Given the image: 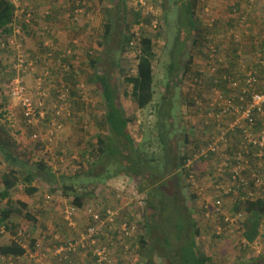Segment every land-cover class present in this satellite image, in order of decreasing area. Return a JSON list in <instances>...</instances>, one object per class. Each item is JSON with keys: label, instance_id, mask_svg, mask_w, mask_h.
Returning <instances> with one entry per match:
<instances>
[{"label": "rangeland", "instance_id": "obj_1", "mask_svg": "<svg viewBox=\"0 0 264 264\" xmlns=\"http://www.w3.org/2000/svg\"><path fill=\"white\" fill-rule=\"evenodd\" d=\"M9 1L15 9L13 15L16 17L13 25L14 30L18 32L8 38L4 37L1 43L5 46H1L0 50V66L12 67L11 79L6 76L10 74L7 70L5 71L7 74L2 71L0 73V193L3 190L1 177L9 171L5 167L8 163L3 164L5 157L3 152L9 150L10 154L19 161L14 165L15 167L13 166L14 169L22 173L29 170L34 174L33 185L42 194L34 195L31 199L28 198L21 183L13 190L9 200L13 203V207L19 211V214H13L8 224H14L16 229L26 232L27 237L23 244L26 253L18 258L16 263L11 258L1 257L0 264H52L55 246L57 243L71 241L75 236L73 230L75 226L67 225L63 219V211L65 207H69L66 204L67 199L56 190L54 182L45 175L44 171L38 170L36 166L42 163L46 171L51 170L52 173L57 172L56 176L65 175L66 178L72 179V176L77 172H88L95 156L99 155L89 144H96L94 134L107 132L102 129L100 120L104 108L102 90L100 85L91 82L95 70L90 66V60L97 56L95 59L96 68L99 70L98 72L105 75L107 82L115 92L117 104L122 107L126 117L134 118L129 124L128 131L132 134L136 145H141L143 150L149 151V153L156 152L155 158L161 159L162 153L158 149L151 148L149 144L151 138L154 143L156 142L157 134L154 102L157 100L160 103L158 111L165 109L166 105L161 99L167 91L166 85L172 86L173 89L168 91H171L169 96L171 104L166 106L170 109L172 119L169 120L164 116L163 122L172 125L169 132L170 139L178 146L177 151L180 156L188 158L192 152L191 146L198 147L210 140L211 135L205 136L202 132V123L204 119L209 118L207 102L220 95L230 94L223 98H234L237 95L232 91L227 92L226 87L209 85L204 80L202 81L203 78L196 77L193 71H185L184 68L178 70L175 65L184 66L188 62L187 58L191 56L198 58L199 55L196 52L199 43L196 42V38L202 39L205 35L216 38L222 35V39H224V32L229 31L230 19H235V17L231 16L228 19L231 11L225 7L228 5L225 0H209L210 8L205 14L202 12L201 3L199 4L196 14L193 15L195 25L193 24L194 26L191 28L187 22L184 23L185 20L180 19V9L188 0H140L148 12L164 16L165 23L156 29V33L152 32L151 26L145 25V23L136 28L128 23V27L131 26L130 31L135 32L136 36L139 35V28L151 36L160 34L158 40H153L156 54V60L153 63L154 102L144 110H137L131 104V86L126 81L128 77H132L136 73V53L129 50L119 60L113 53V50L118 47L117 38H113L112 44L105 50L99 46L103 36L104 22L102 20L106 16L105 10L108 14L107 20L111 18L116 21L117 3L120 0ZM159 1L162 3L161 5H159ZM260 1L262 6L263 0ZM151 4L155 8L151 7ZM21 5H28L31 9L34 5L37 7V9H32L34 12L29 17V22H25L24 17L19 14ZM260 10L257 14L262 17L263 7ZM239 12L238 19L241 22L245 21V16L248 18L254 15L250 4L239 8ZM182 14H186V11H182ZM242 17L244 20L241 19ZM128 18L129 21L134 20L131 15H128ZM247 18L246 26L250 22ZM212 19L214 24L208 28L207 24ZM21 23H28L32 26L31 34L22 31ZM152 25L154 26V23ZM256 27L254 24L251 29ZM234 33H236L235 30ZM228 36L230 33L227 34L225 40L229 38ZM9 40L12 42L9 43ZM194 40L196 43H193ZM224 45L220 44L222 51L219 52V59L223 63L232 64L231 53H227ZM112 47L113 49H111ZM117 61H120L118 65ZM238 69L241 67L231 69L230 73L234 70L235 73H239ZM66 73H69L70 76H67ZM216 74L214 72L212 75ZM182 76L190 79H186L185 83L177 82ZM236 77L241 78L242 75L239 74ZM195 79L199 82H196ZM261 81L262 83L258 82V86L264 92V78L261 77ZM14 82L23 88L24 94L31 100L33 107L40 103L38 107L42 116L39 117L40 121L35 118L30 125L25 121L20 98L13 97L10 91ZM70 92H74L75 96L70 97ZM236 101L238 102L235 100V103H237ZM54 114H57L59 118L54 119ZM46 115L48 119L45 121L43 116ZM225 122L228 123L229 120H225ZM204 126L211 129V124ZM184 133L190 135L187 144L183 143ZM4 138H8L11 144H9L10 149H7L9 146L6 148L3 144ZM225 152L227 156H231L230 154L233 153L229 152V147ZM179 163L178 161L177 164ZM182 168H184V172L179 174L178 181L174 180L173 192H179L183 208L191 214L190 217L200 232L197 238L195 236L196 249L211 259L210 264H259V261L253 259L259 255H263L260 261H264V217L259 218L258 235L249 245L242 237L243 230L246 229V227L244 228L245 223L239 230L227 229L228 235L215 236L217 228L224 226L221 220L225 222L230 218H238L237 214L240 213L245 222L247 214L243 213L244 209L241 207L243 206L241 193L231 192L222 198L221 215L206 217L203 206L207 203L211 205L212 200H216L219 194L208 189L204 196H198L187 183L185 166ZM210 170V165L202 164L194 167V171L198 175V184H203L201 180L208 177ZM115 172L113 165L97 164L92 168V175L85 177L87 178L84 180L87 184L85 192H93L94 197L86 196L84 208H77L75 211L74 219H76L78 228L86 227L88 216L90 218L91 215L100 213L104 217L105 211H112L111 206L117 205L118 199L123 200L122 212L119 216L131 219L130 223L136 228L139 223L143 224L149 221L150 215H153V211L146 208L144 203L146 191L139 192V187L148 188L152 183L148 184L147 180H140L137 176H132L130 179L123 176L105 178L108 174L112 176ZM179 182H182L180 186ZM142 184L144 185L142 186ZM50 189L54 190V193L50 192ZM18 201L27 202L28 210L21 211L16 203ZM36 202L40 204L37 205ZM6 206L7 201L0 200V211ZM235 206L241 208L234 211ZM26 211L32 215L34 221L24 217L23 214ZM127 215H130L131 218ZM161 222L164 223L157 215L150 221V224L154 223L153 226L156 230L152 232L147 241L148 244L155 245V252L151 259L152 264H170L169 259L160 257L167 253L162 246L164 235H162L163 224ZM2 227L0 226V245L14 239V235L4 227L1 233ZM107 229L108 227L103 229L102 234H105ZM78 231L76 229V233ZM143 234V230L138 231V235ZM138 235L135 233L127 241L130 246V254H127L124 259H119L123 258V255L120 254L119 257L116 255L120 252L119 247H116L113 256L117 261L116 264H131L136 257H139L140 264L146 261L147 247L142 249L141 246L135 244ZM43 236L45 239H42ZM33 239H38L40 242L39 247L34 250L28 247ZM169 240L175 245L183 241L174 239V236H171ZM100 241L107 244L105 238ZM88 259L83 254L72 264H87Z\"/></svg>", "mask_w": 264, "mask_h": 264}, {"label": "trees", "instance_id": "obj_2", "mask_svg": "<svg viewBox=\"0 0 264 264\" xmlns=\"http://www.w3.org/2000/svg\"><path fill=\"white\" fill-rule=\"evenodd\" d=\"M180 1V0H179ZM200 0H188L186 5H183L180 9V19L185 20L184 23L190 26L191 28L194 26V22L192 20L193 17V9L194 6L198 4ZM202 3L209 0H201ZM159 5L162 3L159 1ZM117 8V18L116 21H113L111 18H108V14L105 10V17L103 18V36L102 41L99 43L100 47H103L104 50L108 46L112 44L113 38H117L118 47L116 50H113L114 55L120 60L123 55L127 51H134L136 53L135 59H137L136 64V73L132 77H128L126 79L127 83L131 86L130 99L131 104L137 110H144L147 108L154 99V71H153V63L156 60V54L154 52V39H159V35L151 36L142 28H139V35L136 36V33L130 31L131 24L132 27H139L142 23L145 25L151 26V31L156 33V29H159L164 23V16L161 14H156L153 12H148L143 2L140 0H120ZM28 7V5H27ZM151 7L155 8L153 4ZM226 8H229V5H225ZM186 11V14H182V11ZM231 11V9H230ZM14 7L12 6L9 0H0V45L3 42L4 37L13 36L14 31V17L13 13ZM128 15H131V18L134 20H130ZM151 19L148 20L147 18ZM116 22V24H115ZM154 23V26L152 25ZM144 25V24H143ZM22 31L26 34H31L32 26L28 23H21ZM158 32H160L158 30ZM204 38H196V42L199 43V48L197 47V54L202 56V63L200 65H196L193 62L191 57L188 58V62L183 66L178 67L179 65H175L178 70H182L184 68L185 71L191 70L194 74H197V70L201 67H206L207 59L204 56L203 48L213 47L217 54L222 51L220 44H223V39L216 40L215 46H209L205 43ZM195 40L193 43H196ZM113 49V47L111 48ZM1 50V46H0ZM227 51V50H226ZM10 54V52H8ZM7 53V54H8ZM228 53V52H227ZM97 56L90 60L89 64L95 70L91 82L100 85L102 90V99H103V113L100 117L101 127L107 133L105 134H94L93 137L96 139V144H89V146L97 151L99 155L95 156L93 163L91 165V169L88 172H77L72 179L66 178L63 176H56L57 172H51V170H47L45 166L41 163L38 164L37 169L44 171L45 175L51 179L53 184H55L56 190L61 192L62 196L67 199L66 204L70 208H84L85 202L84 199H87L86 196L94 197L93 192L87 193L85 189L87 184L84 180H87L85 177H89L92 175V168L97 164H107L113 165L115 168V173L110 176L108 174L105 178L109 179L110 177H118L123 176L126 178H131L132 176H137L140 180H147L148 184L152 183L148 188L139 187V192L143 193L146 191V195L144 198V203L146 204V208H149L153 211V215L151 214L149 217V221L145 223H139L136 234L138 235L139 230H143V235L137 236V241L135 244L141 246L143 249L147 247L148 256L146 261L141 264H152L151 259L155 252V245L148 244L147 241L150 239L151 234L154 229L153 224H150V221L156 217V215L164 221L162 235H164V239L162 242V246L164 250L167 252L160 257H166L169 259L170 264H210L211 259L205 257L201 252L198 251L195 236L196 238L200 235L198 228H196L195 222L190 217V213H188L182 206V199L179 192L174 191L175 183L174 180H179V174L184 172L186 157L180 156V153L177 151L178 146L174 144L173 140L170 139L169 132L171 131L172 125L165 124L163 122V117L171 120L172 114L170 113L169 107L166 108L167 105L171 104L170 100V92L173 87L169 84L166 85L167 91L165 95L161 99L164 102L165 109H161L158 111V107L160 106L159 101H155L154 109L156 113V142L152 141V138L149 140V144L151 148L154 150H159L162 153L161 159L155 158L156 152L144 151L141 145H136L132 134L128 131L129 124L134 119L128 118L125 116V113L122 107L117 104L116 96L113 89L110 87L109 83L106 80L104 74L98 72L99 70L96 68L97 62L95 61ZM56 58V57H55ZM57 59V58H56ZM63 62V61H61ZM120 61H117V65ZM226 63V62H225ZM217 62L216 71L218 72L215 76L212 74H200L198 76H202L205 83L209 85L215 86H223L226 87L227 92H231L228 88L231 79H237L238 77H233L232 75H238L239 73H235L231 71L236 66L230 63ZM0 73H8L6 76L9 79L12 78V67L11 66H0ZM72 73V72H71ZM67 76H70L69 73H66ZM73 75V74H71ZM231 75V76H230ZM56 95V92H54ZM232 93L236 95H241V89L239 91L233 90ZM58 95V94H57ZM230 95V94H229ZM227 95V96H229ZM70 97H74V92H70ZM222 96V95H221ZM222 96V97H227ZM58 97V96H57ZM72 101V99H70ZM74 101V100H73ZM237 102V101H236ZM74 104V102H72ZM76 104V102H75ZM1 107V103H0ZM54 112V111H53ZM55 113V112H54ZM44 120L48 119V116H43ZM54 119H58V115L54 114ZM40 121V118H39ZM26 124V123H25ZM32 127V126H30ZM184 135V144H187L190 135L189 133ZM189 135V136H188ZM8 143V145H7ZM176 143V142H175ZM5 147L9 146L8 138H4ZM183 144V145H184ZM11 145V144H10ZM12 147V146H11ZM180 147V146H179ZM10 149V146L7 148ZM181 150V149H180ZM7 152H3L5 155L3 164L8 163L5 167L9 169V171L2 175V192L0 193V200L7 201V206L0 211V226H3L9 233L16 236L18 231H22L26 236V232L21 229H16V226L9 225L8 221L10 220L13 214H19V211L13 207V203H11L10 196L13 194V190L21 183L24 187V193L28 198L33 197L34 195L42 194L39 189H37L33 182L35 181V176L29 170L26 172H19L14 169V165L18 163V159L15 158L9 150ZM180 162L177 164V162ZM91 163V162H90ZM11 164V165H9ZM14 166V167H13ZM182 182H179L180 186ZM144 184H142L143 186ZM51 190V189H50ZM168 190V191H167ZM40 192V193H39ZM50 192L54 193V190ZM167 192V193H166ZM255 193V192H254ZM253 198H247L243 203V209L248 214V222L246 224V231L243 234L244 239L248 243L254 242L255 238L258 235L259 228V218L264 217V189L260 190L257 194H254ZM121 197V194H119ZM43 197L42 195L40 196ZM117 205L111 206V212L113 213L114 223L118 224L121 221L128 220L130 223L131 219L123 218L119 216L122 212V202L123 200H117ZM21 209V211L28 210V205L26 202H16ZM12 204V205H11ZM36 204H40L36 202ZM238 206V208H241ZM66 208V207H65ZM237 206L234 207V211H236ZM238 211V210H237ZM28 220H33L32 215L26 211L24 214ZM128 217L130 215H127ZM131 218V216H130ZM174 236V239L183 240L180 244L175 245L170 241V237ZM9 243H4L0 245V258L7 257L11 258L15 261L17 259L24 256L26 251L21 245L15 243L14 240L10 239ZM20 241H24L23 238L18 239ZM38 244V239H33L31 241L29 248L31 247L33 250L36 248ZM66 241L62 243H57V246L66 245ZM167 250H166V249ZM129 250L124 254L120 253L124 257L127 254H130ZM65 258L63 262L65 264H69V262L75 261L77 255H73L71 253H64ZM169 255V256H166ZM263 258V255L255 256L254 261H259V264H264V261H260ZM131 264H140L139 257L133 259ZM214 264V263H212Z\"/></svg>", "mask_w": 264, "mask_h": 264}, {"label": "built area", "instance_id": "obj_3", "mask_svg": "<svg viewBox=\"0 0 264 264\" xmlns=\"http://www.w3.org/2000/svg\"><path fill=\"white\" fill-rule=\"evenodd\" d=\"M245 1L251 4V0ZM20 8L19 14L24 17L25 22H29L34 8L31 9L26 5ZM241 19L244 20V17ZM15 32L18 31L14 30L13 33L15 34ZM11 42L9 40V43ZM1 46L4 47L5 44L1 43ZM217 62H220L217 54L210 53L207 61L209 74L216 71ZM259 70L264 73V62L260 63ZM231 80L228 88L232 91L241 89V95L238 94L234 98H223L220 95L207 102L209 118L206 117V125L211 124L213 131L209 133V136H212L204 145L191 146V155L185 161L187 183L198 196H204L208 189L219 194L216 200H212L211 205L206 202L207 204L203 206L206 217L209 218L221 215L223 207L221 198L226 197L229 193L244 194L240 195L241 200L244 201L247 198H253L256 191L264 186V92L258 86V82L262 83V81L251 70L245 75L243 74L241 78ZM195 81L198 80L195 79ZM11 94L13 97L20 98L25 121L29 125L34 122L35 118L42 117L38 110L40 103L34 106V109L31 100L27 98L23 88L17 82H14ZM235 100L238 102L235 103ZM224 120H229V122L223 124ZM214 131H216L215 134ZM228 147L229 152H233L230 154L231 156L225 154ZM199 162L212 166L209 174L207 173L208 177L201 180L204 185L197 183L198 175L194 171V167ZM76 210L66 207L63 211V219L67 225L75 226L73 229L75 236L71 241H67L66 245L55 246L52 264H65L63 262L64 253L78 256L80 251H83L84 256L89 258L88 262L86 261L87 264H116V260L113 258L116 247H119L120 252L125 254L130 247L127 241L135 235L138 228L128 223V220L115 224L113 213L107 210L104 217L100 213L93 214L90 218L88 216L86 227L81 229L78 228L76 219H74ZM241 221L240 214H238V218L225 220L224 227L217 228L216 234L218 235L226 228L236 230L241 228ZM106 227H108L107 232L102 234V230ZM76 229L79 230L77 233ZM24 235L22 231H18L13 239L22 247L27 237ZM20 238H23L24 241L18 240ZM102 238L106 239L107 244L100 241ZM42 239L45 238L42 237ZM39 244L40 242L36 248L39 247ZM116 255L119 257L120 253Z\"/></svg>", "mask_w": 264, "mask_h": 264}, {"label": "crops", "instance_id": "obj_4", "mask_svg": "<svg viewBox=\"0 0 264 264\" xmlns=\"http://www.w3.org/2000/svg\"><path fill=\"white\" fill-rule=\"evenodd\" d=\"M225 1L229 5V8H227V10L230 11L231 9V13L229 12L228 19L232 16V11L237 13L239 12V8H242L244 5H249L247 4L248 2H246L245 0H225ZM231 3H232V6H230ZM261 3L262 2L260 0H251L250 5H252V10L254 12V15L248 18L247 16H245L244 22H241L236 16H234L235 19L233 18L230 19L229 31L226 30L224 32V35H223L224 39H223V44H222L224 45V43H226V45H224L225 49L227 50V52L231 53L230 60L232 62V65L236 67H241V69L237 70L239 74L243 75L251 70L255 72V74L258 75L260 81H261V77L264 78L263 76L264 73H261V71L259 70L260 63L264 62V25H263L264 8H263V14H261L262 17L259 14H257L258 12L261 11L260 8L264 7L263 5L261 6ZM57 8L59 7L57 6ZM198 8H199V3L194 6L193 12ZM209 8L210 6H209L208 1L203 2L201 4V9H203L202 12L204 14L208 12ZM246 18L247 20L248 19L250 20V22L247 23V26L245 25ZM254 24L257 27L255 29H251L254 26ZM234 30L236 31V33H234ZM228 33H230V36H228L229 38L225 40V37L227 36ZM205 37H206L205 43L207 44L211 41H215V37L208 36V35H205ZM220 39H222V35L219 37H216V40H220ZM193 62L195 66L200 65L202 63V56L199 55L198 58L195 57ZM202 68L203 67L196 69L197 72H199ZM232 76L235 77L236 75H232ZM224 123H226L225 120L223 121V124ZM206 124H207V121L204 119L202 123V132H203V135L205 136L209 135V133L213 131V128L210 129L208 127H205L204 125ZM215 133L216 131H214V134ZM202 164L207 165V163H200L198 165H202ZM16 262L18 261H15V263Z\"/></svg>", "mask_w": 264, "mask_h": 264}, {"label": "clouds", "instance_id": "obj_5", "mask_svg": "<svg viewBox=\"0 0 264 264\" xmlns=\"http://www.w3.org/2000/svg\"><path fill=\"white\" fill-rule=\"evenodd\" d=\"M248 2V1H247ZM188 3V2H187ZM186 3V4H187ZM199 4L201 3L202 4V1L200 0L199 2H198ZM185 4V5H186ZM200 4V5H201ZM22 6V5H21ZM27 6V5H26ZM33 8L34 9H37V7L34 5L33 6ZM264 8V7H263ZM15 10V9H14ZM197 10L198 9H196L194 12H193V15H195L196 14V12H197ZM14 13V12H13ZM239 13L240 12H237V13H235L234 11H232V17L233 16H236V17H238V15H239ZM13 17H14V15H13ZM192 20H193V17H192ZM193 22H194V20H193ZM213 24H214V20L212 19V21L211 22H209L208 24H207V27L208 28H211L212 26H213ZM195 25V24H194ZM216 39V38H215ZM216 43V41H211V42H209L208 43V45L209 46H214V44ZM1 46V45H0ZM203 53H204V56L206 57V59H207V61H208V57H209V54L210 53H215V54H217V52L215 51V49L213 48V47H206V46H204V48H203ZM219 55V53L217 54V56ZM193 60H194V56H192L191 57ZM218 58H219V56H218ZM188 59V58H187ZM220 60V59H219ZM220 62H222V61H220ZM206 67H208V63L206 62ZM216 73H218L217 71H215ZM209 74V72H208V70H207V68H205V67H203L199 72H197V74H195L196 75V77H199V78H203L202 76H198L199 74ZM17 79V78H16ZM186 79H190L189 77L188 78H185L184 76H182V78H180L177 82H182V83H185V81H186ZM15 80V79H14ZM11 91V90H10ZM200 163H204V162H199L198 164H200ZM197 164V165H198ZM207 165H210V164H207ZM185 166V165H184ZM264 189V186L260 189H258L257 191H256V194L258 193V192H260V190H263ZM240 195H244V194H240ZM222 199V198H221ZM215 200V199H214ZM247 200V199H246ZM243 203L245 202V200L244 201H242ZM244 214H246V212L244 211L243 212ZM238 214H240V213H238ZM237 214V215H238ZM241 215V214H240ZM242 218V217H241ZM221 222H222V224H224L223 223V220H221ZM247 222H248V214H247V216H246V219H245V222H244V220H243V218H242V221H241V228H243V224H244V228L246 227V224H247ZM224 227V226H223ZM222 227V228H223ZM241 228H239V229H241ZM229 229H232V228H229ZM239 229H237V230H239ZM236 229H233V231H235ZM233 231H231V232H233ZM245 231H246V229H245ZM244 230H243V234H244V232H245ZM228 232V230H227V228L226 229H224L221 233H219L218 235L217 234H215V236H223V235H228L229 233H227ZM234 233V232H233ZM243 234H242V237H243ZM44 237V236H43ZM45 238V237H44ZM244 238V237H243ZM248 245H249V243H248ZM79 255L76 257V259L77 258H79L80 256H83V251H80L79 253H78ZM85 257V256H84ZM86 258V257H85ZM125 257H123V258H119V259H124ZM116 263H117V261H116Z\"/></svg>", "mask_w": 264, "mask_h": 264}, {"label": "bare ground", "instance_id": "obj_6", "mask_svg": "<svg viewBox=\"0 0 264 264\" xmlns=\"http://www.w3.org/2000/svg\"><path fill=\"white\" fill-rule=\"evenodd\" d=\"M15 35V34H14ZM69 53V52H68ZM203 136V135H202ZM226 153V152H225Z\"/></svg>", "mask_w": 264, "mask_h": 264}]
</instances>
